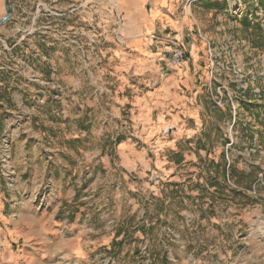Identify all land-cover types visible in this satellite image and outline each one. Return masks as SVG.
Returning a JSON list of instances; mask_svg holds the SVG:
<instances>
[{
  "label": "rangeland",
  "instance_id": "rangeland-1",
  "mask_svg": "<svg viewBox=\"0 0 264 264\" xmlns=\"http://www.w3.org/2000/svg\"><path fill=\"white\" fill-rule=\"evenodd\" d=\"M9 4L0 264H264V0ZM55 164L58 240L23 239Z\"/></svg>",
  "mask_w": 264,
  "mask_h": 264
},
{
  "label": "crops",
  "instance_id": "crops-1",
  "mask_svg": "<svg viewBox=\"0 0 264 264\" xmlns=\"http://www.w3.org/2000/svg\"><path fill=\"white\" fill-rule=\"evenodd\" d=\"M27 163L31 161V159L26 160ZM35 164V163H33ZM53 172V180L56 191L55 199L57 201L56 206H52L49 213L43 212L40 217H37L35 213L29 211L28 213L23 210L21 216L14 220V227L22 228L24 235H22L23 239L33 238V241L37 239L40 240L43 244H52L56 240H58V236L54 237L53 234L49 233L54 230H58V227L53 224V220L58 215V206L63 204L71 205L73 204L76 197V188L66 181V177L62 169L58 164L52 168ZM22 234V233H21ZM32 236V237H31ZM49 242V243H48ZM55 250L60 251L63 249V241L59 239L57 241L56 246H54ZM69 256H74V253L70 252Z\"/></svg>",
  "mask_w": 264,
  "mask_h": 264
},
{
  "label": "water",
  "instance_id": "water-1",
  "mask_svg": "<svg viewBox=\"0 0 264 264\" xmlns=\"http://www.w3.org/2000/svg\"><path fill=\"white\" fill-rule=\"evenodd\" d=\"M5 11H6V16H4L1 20H0V26L4 23V22H6L8 19H9V17H10V9H11V7H10V4H9V0H5Z\"/></svg>",
  "mask_w": 264,
  "mask_h": 264
},
{
  "label": "trees",
  "instance_id": "trees-1",
  "mask_svg": "<svg viewBox=\"0 0 264 264\" xmlns=\"http://www.w3.org/2000/svg\"><path fill=\"white\" fill-rule=\"evenodd\" d=\"M243 23H244L245 26H249L250 25L249 22H247V20H243ZM252 27H253V30L254 31H257V32L260 31L258 27H255V26H252ZM217 185L218 184L216 182H214V184L212 183V186L211 187H216Z\"/></svg>",
  "mask_w": 264,
  "mask_h": 264
},
{
  "label": "built area",
  "instance_id": "built-area-1",
  "mask_svg": "<svg viewBox=\"0 0 264 264\" xmlns=\"http://www.w3.org/2000/svg\"><path fill=\"white\" fill-rule=\"evenodd\" d=\"M174 57L176 60H181L183 58V56L181 54H178V55L176 54V55H174Z\"/></svg>",
  "mask_w": 264,
  "mask_h": 264
}]
</instances>
